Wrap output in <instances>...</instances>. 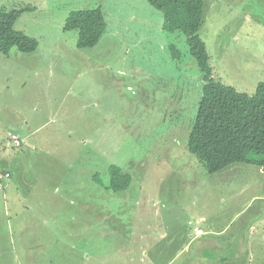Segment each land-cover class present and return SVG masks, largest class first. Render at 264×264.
<instances>
[{
	"label": "rangeland",
	"instance_id": "1",
	"mask_svg": "<svg viewBox=\"0 0 264 264\" xmlns=\"http://www.w3.org/2000/svg\"><path fill=\"white\" fill-rule=\"evenodd\" d=\"M23 5L35 8L17 28L39 47L0 54V170L12 175L0 181V264H62L58 252L71 247L79 264H113L114 251L147 260L148 239L172 246L164 264H264V167L210 174L188 151L185 121L206 85L186 35L163 30L147 0H0ZM98 6L112 8L109 36L80 49L65 20ZM200 34L213 77L254 94L264 81V0H205ZM111 163L132 173L127 190L94 180L107 181ZM76 195L96 215L58 244V219L72 216Z\"/></svg>",
	"mask_w": 264,
	"mask_h": 264
},
{
	"label": "trees",
	"instance_id": "2",
	"mask_svg": "<svg viewBox=\"0 0 264 264\" xmlns=\"http://www.w3.org/2000/svg\"><path fill=\"white\" fill-rule=\"evenodd\" d=\"M147 1L163 13L161 26L163 30L168 32L179 31L186 35L189 52L197 63L205 81L206 94H201L200 100L194 108V113H192L193 115H190L192 117L185 121L189 126L188 151L203 164L210 174L221 172L236 163L264 167V81L258 84L254 94H249L238 91L234 86L227 85L213 77V68L210 65L206 42L200 35L205 0ZM34 8L31 5L10 7L8 9L0 6V54L9 55L13 47L23 53H30L38 49L39 40L16 27L22 15L33 11ZM105 16L104 9L101 6L73 10L65 20L63 29L64 31L77 29L78 48H95L104 36H109V23ZM171 48L173 58H180L181 52L177 46L174 44L171 45ZM170 101V99L166 101L160 119L165 115L166 111L164 110ZM142 103L147 107L152 105L151 101L144 100ZM141 130L142 127H140ZM23 145L24 141L20 139V145L17 146L22 147ZM2 171L4 174H9V176L0 177V181L11 178V170L4 169ZM107 172V181L99 179V173L95 172L93 176L94 180L96 179L108 191L123 192L129 188L133 181L132 173L117 163L109 164ZM76 200L77 208L72 216L65 214L62 219H58L60 220L58 223V244L68 243L66 239L60 236H69L71 232L79 231L81 227L87 225V218L90 215H96V212L88 206L89 202L80 201L78 195H76ZM93 228H95V224L89 227L92 232L94 231ZM83 234L87 235L85 230ZM105 234L102 233V235ZM107 236L108 234L105 235V237ZM138 237L135 234L133 240L135 238V242H137L139 239L144 244V240L148 236ZM165 237L161 236L159 238L163 239ZM109 238L111 239L108 243L110 247L117 244L119 240L115 235H110ZM147 241L150 243L140 248L145 249L149 259L133 257L131 250L137 249L132 246L129 250L130 256L123 258H131L129 262L123 260V256L113 250L114 253L110 256L115 262L113 264H141V262L143 264H164V261L160 262L157 259L164 253L165 246L170 243L166 242L164 245H160L155 240L148 239ZM123 244L127 245L126 240L119 242L117 247ZM172 252L170 251V253ZM81 258H84V256L74 254L72 247L67 254L60 255L58 252V259L62 264H69L70 261L68 260H71L72 264H79L74 262L82 261ZM102 263L103 261L98 264Z\"/></svg>",
	"mask_w": 264,
	"mask_h": 264
},
{
	"label": "crops",
	"instance_id": "3",
	"mask_svg": "<svg viewBox=\"0 0 264 264\" xmlns=\"http://www.w3.org/2000/svg\"><path fill=\"white\" fill-rule=\"evenodd\" d=\"M118 2H124V0H118ZM124 4V3H123ZM102 7V6H101ZM104 9V11L106 12V14L108 15V13L112 16L113 14H111V11H112V8H108V9H105V8H103ZM134 18V17H133ZM113 20V19H112ZM112 20H110V22L109 23H111L112 22ZM115 21V20H114ZM118 24H120V23H118ZM17 27V26H16ZM18 29V28H17ZM20 30V29H19ZM21 31H23V30H21ZM201 35V34H200ZM10 137V136H9ZM54 163L55 164H57L58 165V161H54ZM1 173H3V171L1 170ZM57 196V195H56ZM54 233V235H56V232H53ZM199 235H202V234H199ZM162 237L163 236H165L164 234H162L161 235ZM203 242L204 243H207V240L206 239H203ZM167 247V249H171L172 248V246L169 244V245H167L166 246Z\"/></svg>",
	"mask_w": 264,
	"mask_h": 264
},
{
	"label": "built area",
	"instance_id": "4",
	"mask_svg": "<svg viewBox=\"0 0 264 264\" xmlns=\"http://www.w3.org/2000/svg\"><path fill=\"white\" fill-rule=\"evenodd\" d=\"M12 139L15 140V144L20 145V140H19V138H17L15 135H13V136H12ZM1 176L8 177L9 174H5V175H1Z\"/></svg>",
	"mask_w": 264,
	"mask_h": 264
},
{
	"label": "clouds",
	"instance_id": "5",
	"mask_svg": "<svg viewBox=\"0 0 264 264\" xmlns=\"http://www.w3.org/2000/svg\"><path fill=\"white\" fill-rule=\"evenodd\" d=\"M1 175H5L4 173H0V177H3V176H1Z\"/></svg>",
	"mask_w": 264,
	"mask_h": 264
}]
</instances>
